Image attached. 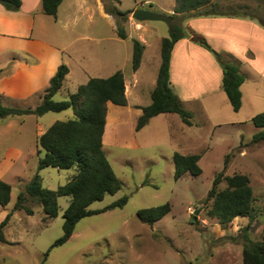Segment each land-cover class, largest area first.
<instances>
[{
  "label": "rangeland",
  "instance_id": "rangeland-1",
  "mask_svg": "<svg viewBox=\"0 0 264 264\" xmlns=\"http://www.w3.org/2000/svg\"><path fill=\"white\" fill-rule=\"evenodd\" d=\"M214 2L218 12H247L264 21V0ZM174 3L175 0H63L57 19L43 14L44 19L37 21V36L65 49L62 63L71 69L53 99H68L89 77H109L122 70L130 79L132 39L139 37L145 38L146 46L137 73L135 99L142 105L149 103L161 62V39L169 36L170 23L150 20L144 23L147 29H138L137 24L143 21L132 17V8L171 15L168 11ZM107 5L132 10L128 14L131 37L122 39L116 35V17L111 21L104 15ZM209 10L211 7L206 6L198 12ZM174 16V21L182 24L187 15ZM25 60L37 64L39 58L29 54ZM10 73L9 64L3 75ZM43 92L27 100L6 96L0 99L6 106L34 108L41 102ZM222 94L224 99L220 98ZM184 107L195 111L192 126H187L176 113L161 114L136 131L135 116L130 112L120 125L108 127L103 148L122 187L94 201L89 209L104 208L123 196L128 201L123 207L81 218L72 236L56 246L52 245L63 234V214L70 203L69 196L58 198V216L49 221L44 220L39 201L27 193L24 204L33 213L13 208L19 193L37 172L43 186L49 189H57L75 173L74 169L55 167L39 170L43 150L37 142L38 135L55 121L73 118V111L69 108L42 115L0 117V178L12 186L10 202L0 204V222L9 211L13 212L3 228L7 242L0 241V264H243L244 232L255 241L264 239V141L252 140L260 130L252 117L264 111V97L258 99L255 107L246 104L235 111L222 91L201 101H188ZM176 151L203 153L199 162L202 173L186 172L176 179ZM220 172L223 179L218 190L227 186L228 175L249 176L257 213L254 219L237 216L222 225L208 215L213 199L208 200L207 196ZM166 202L171 203V211L152 225L137 216L141 208Z\"/></svg>",
  "mask_w": 264,
  "mask_h": 264
},
{
  "label": "trees",
  "instance_id": "trees-1",
  "mask_svg": "<svg viewBox=\"0 0 264 264\" xmlns=\"http://www.w3.org/2000/svg\"><path fill=\"white\" fill-rule=\"evenodd\" d=\"M63 0H42L43 11L54 17L57 16L59 5ZM0 3L11 11L21 8L22 0H0ZM175 13L189 16L231 14L241 17L255 18L250 13L218 12L214 0H176ZM210 6L211 10L198 12L203 7ZM107 13L117 19V35L126 39L128 33L124 23L132 11H123L116 5H107ZM194 11V12H192ZM170 22L169 36L161 40V64L159 66L156 84L151 92V103L142 107V114L136 122V131L141 130L149 120L161 113H176L187 125H193V112L183 106L181 98L174 91L170 81V61L175 43L183 37H191L193 41L208 49L223 69L222 88L226 93L232 108L238 111L242 106L241 85L245 77L240 70V61L230 53L220 52L211 47L208 41L193 29L186 28L174 21ZM257 19V18H256ZM264 27V21L258 18ZM132 68L137 70L141 65L145 44L133 38ZM69 73V66L61 63L51 77L48 87L42 94L41 102L34 108H19L6 106L0 99V117L10 115L36 114L42 115L48 111H63L71 108L73 118L57 120L49 128L43 130L37 137L38 145L43 154L39 156L38 169L55 167L60 169H74L75 173L57 189L43 186L41 176L37 172L25 190L20 192L14 205V210L24 209L28 214L32 210L24 204L29 194L35 197L42 206L44 220L49 221L58 216L61 196H69L70 203L66 207L63 217V234L52 246L65 243L74 233L76 224L85 216L100 213L108 209L123 207L128 197L123 196L101 209H89L94 201L101 200L106 194H114L122 187V181L115 173L103 148V137L109 111L108 103L127 105L126 85L124 74L116 71L109 77H90L86 83L78 86L68 99L54 100L53 96L59 92ZM252 122L260 130L252 136L254 142L264 141V111L252 117ZM41 150H38L40 154ZM203 153L184 154L174 153L175 178L178 179L186 172L194 175L202 173L200 160ZM223 179V172L218 173L210 189L207 199H213L208 210L210 217L218 219L224 225L237 216H248L254 219L257 215L254 204L255 196L248 175L235 173L225 177L227 186L218 190L217 186ZM12 186L0 178V204L5 206L11 200ZM171 211V203L166 202L158 206L141 208L137 211L139 219L152 225ZM13 215L9 211L0 222V241L7 242L3 228ZM243 264H264V239L255 241L248 232L243 234ZM50 250V249H49ZM49 250L45 253L48 255Z\"/></svg>",
  "mask_w": 264,
  "mask_h": 264
},
{
  "label": "crops",
  "instance_id": "crops-1",
  "mask_svg": "<svg viewBox=\"0 0 264 264\" xmlns=\"http://www.w3.org/2000/svg\"><path fill=\"white\" fill-rule=\"evenodd\" d=\"M176 5L175 3L172 5V9L168 11L169 14H177L175 13ZM132 9L135 10L136 7ZM43 14L47 15L43 11L42 0H22L21 8L16 11L7 10L0 3V97L27 100L43 92L62 63L65 49L57 48L36 34L37 21L44 19ZM104 15L111 21L114 19V16L109 13L104 12ZM54 18L57 19L58 14ZM126 22L125 28L129 38L131 37L129 29L132 28V24L130 25L128 20ZM145 22L137 24L138 29L144 27ZM182 25L203 36L215 50L230 53L240 61V70L245 77L241 85L242 106L248 104L255 107L258 99L264 97V27L258 19L231 14L200 15L186 17ZM113 29L117 35V23ZM134 38L140 40L139 37ZM140 41L146 46L145 38ZM29 54L38 56L37 64L25 60ZM6 56H9L8 60ZM9 64L11 73L3 75ZM139 69L140 67L136 71L132 69L133 74L130 79L121 70L125 78L127 105L108 103L109 111L104 137L109 126L120 125L124 116L130 112H133L135 116L136 125L138 117L143 112L142 107L151 103L152 100L142 105L135 99L138 95ZM70 72L69 68L68 75ZM222 77L223 69L208 49L193 41L191 37H183L175 43L170 61V81L174 91L181 98L183 106L188 101H201L207 95L224 92ZM155 84L150 91V97ZM222 97L223 94L220 98ZM200 106L204 110L207 108L203 104ZM189 110L193 112V115L195 114L193 108ZM193 124H195L194 120Z\"/></svg>",
  "mask_w": 264,
  "mask_h": 264
},
{
  "label": "water",
  "instance_id": "water-1",
  "mask_svg": "<svg viewBox=\"0 0 264 264\" xmlns=\"http://www.w3.org/2000/svg\"><path fill=\"white\" fill-rule=\"evenodd\" d=\"M132 17L139 21H148V20H161L166 22H172L173 16L163 13L153 12L143 8H137L133 11Z\"/></svg>",
  "mask_w": 264,
  "mask_h": 264
}]
</instances>
